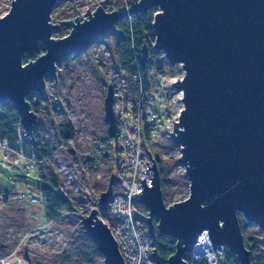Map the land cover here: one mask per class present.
<instances>
[{
  "label": "water",
  "instance_id": "water-1",
  "mask_svg": "<svg viewBox=\"0 0 264 264\" xmlns=\"http://www.w3.org/2000/svg\"><path fill=\"white\" fill-rule=\"evenodd\" d=\"M59 1L13 0L10 12L0 17V105L11 102L16 107L35 146L38 117L29 98L46 96L48 75L58 85L61 60L88 50L121 20L158 9L153 22L155 44L144 45L143 64L150 50H157L171 65L183 67V79L172 86L183 93L184 110L169 134L181 149L178 163L186 169L190 195L167 207L160 169L146 151L153 179L149 186L141 181L143 191L137 195L150 212L148 219L142 218L154 244L158 233L176 240V252L167 264H189L185 255L193 252L206 232L215 252L225 246L238 263L253 264L239 217L264 234V0H133L131 10L109 13L100 6L94 13L88 10L85 21L79 17L65 21L63 26L72 28L71 33L53 39L61 29L52 23ZM41 46L45 55L24 64V56ZM104 103L108 136L114 138L112 86ZM114 184L112 180L101 196L105 207ZM98 214L93 210L82 219L84 232L98 247L104 264H125ZM151 255L158 264L156 248Z\"/></svg>",
  "mask_w": 264,
  "mask_h": 264
},
{
  "label": "rangeland",
  "instance_id": "rangeland-1",
  "mask_svg": "<svg viewBox=\"0 0 264 264\" xmlns=\"http://www.w3.org/2000/svg\"><path fill=\"white\" fill-rule=\"evenodd\" d=\"M5 5L6 0H0V17L10 12L9 10L4 14L7 10ZM100 6L107 13L129 11L134 6V1L60 0L52 13V23L61 25L63 33L61 36H56L55 31L53 39H63L71 33L72 28L63 26L65 21L75 20L77 17L81 21H85L89 18L85 16L87 11L90 10L94 13ZM113 39L112 35L108 33L83 53L61 60L57 65L58 85L48 75L46 77V96L35 94L30 97V103L33 106L37 104L35 112L39 125L37 137L43 153L33 152L29 146L30 142H27L24 151H26V157L40 162L38 164L40 174L32 168L30 163L19 159L18 155H14L5 167L0 162V190L12 197L14 195L24 196V199H19V196L12 198L6 204H2L0 200V256H8L20 248L22 254H25L35 264H104V257L98 247L82 228V218L87 215H83L81 212L90 206V202H94L98 193L108 188L109 184L106 183V178L112 177L111 170L108 167L101 170L102 181L100 185L94 184L92 187L91 201L75 200L72 190L79 185L80 192H84L85 185L80 175L75 176L74 168L77 167L74 165L77 162H82V156L91 149L92 136L103 138L108 133L104 101L108 95L109 86L117 85L118 89L124 92L128 82L127 73L118 69L119 59H117L112 46ZM154 44L155 41L151 43V45ZM149 58L153 64L162 65L166 57L163 52L156 50L152 53L150 50ZM168 65L171 64L167 63L165 68L169 73H174ZM177 66L173 77L183 78L185 74L183 67H180L179 64ZM156 84L154 76L149 74L148 88L153 90ZM58 106L61 107V111L56 110ZM181 107L184 108V105L181 104ZM157 124L159 126L156 131L149 135H146L147 124L143 125V143L154 157L162 160L163 176L170 183L168 190L161 187L163 199L167 198L166 200L169 201L165 200V203L172 206L187 200L190 189L183 185L181 179L182 176L186 177L185 167L178 163L181 158V149L173 144L169 134L174 128L173 118L165 124L163 122H157ZM59 125L73 127L77 146L81 149V153L83 152L76 159H73L72 153L70 154L72 145L62 146L66 144V138L61 137L58 131ZM1 159L2 154L0 161ZM64 169L67 172H72L73 179L75 178L72 185L63 182L66 176ZM40 177L42 180L54 178L56 182L60 183L59 192L67 193V197H70V202L74 206L73 215L63 214L51 227L45 226L49 224V221L45 216ZM117 178L118 175L115 173L114 180ZM186 182L189 183L188 177ZM91 184L93 185V182ZM31 199L38 200L39 204H35ZM141 208L139 204L138 211ZM243 235L247 240L250 238L264 239L261 229L254 225H250L248 231L243 232ZM224 255L225 253L221 259ZM17 260L18 257L10 259L14 263ZM23 260L25 264H28L27 260L24 258Z\"/></svg>",
  "mask_w": 264,
  "mask_h": 264
},
{
  "label": "built area",
  "instance_id": "built-area-1",
  "mask_svg": "<svg viewBox=\"0 0 264 264\" xmlns=\"http://www.w3.org/2000/svg\"><path fill=\"white\" fill-rule=\"evenodd\" d=\"M12 2L13 0H6L5 8L7 10L4 14L11 9ZM167 63L170 64L166 57L162 65L165 66ZM146 69L149 72L148 75L152 74L156 79V87L153 90L149 89L148 84H144L140 71L129 74L123 70L129 76L124 92H121L117 85L112 84L117 137L112 138L108 136V133L103 138L93 135L90 145L91 149L82 156V162H77L74 165V167H77L74 168L75 176L80 175L85 185L83 193L80 192L79 185L72 190L74 199L78 201H91L92 187L94 184L100 185L102 181L101 170L113 165L112 177L108 176L106 183L110 185L111 181L114 180L115 173H117L118 178L115 180L116 184L113 186V193L108 200V204L105 207L101 202V196L107 188L105 191L98 193L94 202H87L90 206L81 214L89 216L93 210L99 213L98 218L104 224H107L110 229L125 260V264H156L154 256L151 255V251L156 248L154 238L149 235V224L144 220L150 217V212L140 201V196L137 197L143 191L141 181L146 180L149 186L153 179V171L148 170L147 166L148 164L151 167L152 163L146 153V151L150 150L148 148L145 149L143 143L142 127L147 124L152 134L159 126L157 122L165 124L173 118V123H176L184 110L181 107V104L184 105L182 101L183 93L181 92L180 94L172 86L183 78L159 73L150 65H147ZM56 110L61 111V107L58 106ZM17 129V141L15 143L7 139L0 141V153L2 154L0 162L2 166L5 167L14 155H18L19 159L30 163L32 168L40 174L38 169L40 162L28 156L26 157V151L24 150L30 139L25 134L22 123L19 124ZM76 140L74 132V136L66 139V144L62 145L67 147L72 145V149L75 151L73 159L83 153L78 148ZM41 161L43 162V160ZM63 171L66 174L63 182L72 185L75 182L72 172H67L65 169ZM92 182L93 185L91 184ZM65 195L67 196V193ZM18 196L19 199H24V196L14 195L12 197L0 190L2 204H6L10 199ZM31 201L39 204L36 199H31ZM138 202L142 203V208L139 211L137 209ZM73 212L74 209L65 211L62 215H73ZM241 219H243L242 223L245 224L246 218L241 216ZM56 222V220H51L45 226L51 227ZM197 242L193 252L188 255L194 260L205 259L207 264H218L225 251H228L227 247L221 246L215 252L207 232L202 234ZM15 257H18L15 263L10 261L11 258ZM26 257L25 254H22V249L17 248L16 251L8 256H0V264H25L23 258L28 261V264H35L30 258L27 259Z\"/></svg>",
  "mask_w": 264,
  "mask_h": 264
},
{
  "label": "trees",
  "instance_id": "trees-1",
  "mask_svg": "<svg viewBox=\"0 0 264 264\" xmlns=\"http://www.w3.org/2000/svg\"><path fill=\"white\" fill-rule=\"evenodd\" d=\"M58 6V4H57ZM158 9L153 8V10L142 13L141 15H131V17L123 19L119 24L116 25V28L110 31L112 35L113 42L112 46L116 52L118 60V69L125 70L129 74H133L135 72L140 71L142 74V79L144 80V84H148V70L147 65L154 67L159 73L168 74L173 77L175 71L178 66L168 65L171 68V71L174 73H169L164 65L153 64L151 62V58L148 59L147 63L143 64V48L144 45H149L150 43H154L156 36L154 33V25L153 22L155 20V16ZM63 30L60 29L55 32L56 36H61ZM46 51L43 47L39 48V51H34V53L27 54L23 58V63L28 64L36 60L38 57L45 55ZM29 101L30 98H29ZM32 106L33 112H36V106ZM21 123V120L18 115V111L16 107L11 102H4L0 105V141L7 139L11 142L15 143L17 141V133L18 126ZM39 125L36 126L35 131V139L37 140V144L31 146V150L35 153H43L41 148V143L37 137V132L39 130ZM58 131L61 137L70 139L74 136V129L70 126L59 125ZM150 129L147 126L146 135H149ZM106 137V135L104 136ZM145 149H147L145 147ZM149 150V149H148ZM157 165L160 169L161 176V187L163 189H167L170 186V183L167 182L163 176L162 172V160L155 156ZM111 171H114L113 166L108 167ZM183 185H186L187 188L190 187V183H187V177L182 176ZM41 194H43L44 205H45V216H47V221L49 223L51 220L58 221L63 215L62 213L65 211L73 210L74 206L71 204L70 199L63 193H60V183L56 182L54 178H44L41 179ZM115 181V180H114ZM116 184V182H115ZM114 184V185H115ZM190 189V188H189ZM167 199V198H166ZM165 199V200H166ZM169 200H166L168 202ZM142 205L141 202H138L137 205ZM167 206H171L169 203ZM142 207V206H141ZM241 221V229L243 232H247L250 225H245L242 223L241 216L239 217ZM156 225L157 221L155 220ZM246 243V247L248 251L252 253V262L253 264H264V239L255 240L254 238L244 239ZM155 247L158 250V254L160 255V260L158 264H167L168 260L174 256L176 252L177 243L175 239L166 237L157 234ZM185 259L189 264H207L205 259H196L194 260L191 256L185 255ZM89 262V260H88ZM219 264H240L237 261V258L232 255L229 251H225L224 257L219 260Z\"/></svg>",
  "mask_w": 264,
  "mask_h": 264
},
{
  "label": "crops",
  "instance_id": "crops-1",
  "mask_svg": "<svg viewBox=\"0 0 264 264\" xmlns=\"http://www.w3.org/2000/svg\"><path fill=\"white\" fill-rule=\"evenodd\" d=\"M0 157H1V153H0Z\"/></svg>",
  "mask_w": 264,
  "mask_h": 264
}]
</instances>
